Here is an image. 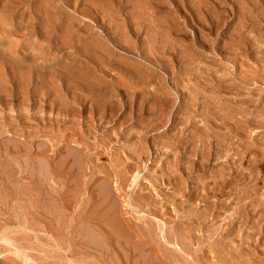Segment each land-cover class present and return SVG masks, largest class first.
<instances>
[{
  "label": "rangeland",
  "instance_id": "374dc122",
  "mask_svg": "<svg viewBox=\"0 0 264 264\" xmlns=\"http://www.w3.org/2000/svg\"><path fill=\"white\" fill-rule=\"evenodd\" d=\"M262 124L264 0H0V264H264Z\"/></svg>",
  "mask_w": 264,
  "mask_h": 264
},
{
  "label": "bare ground",
  "instance_id": "6f19581e",
  "mask_svg": "<svg viewBox=\"0 0 264 264\" xmlns=\"http://www.w3.org/2000/svg\"><path fill=\"white\" fill-rule=\"evenodd\" d=\"M262 126H264V125L262 124ZM261 138H263V137H261ZM262 140H263V139H262ZM262 143H263V142H262ZM263 144H264V143H263ZM262 146H263V145H262ZM260 148H261V147H260ZM259 160H260V164H261V166L264 167V155H262L261 158H260ZM260 164H259V166H260ZM261 166H260V167H261ZM257 167H258V166H257ZM258 173H259V172H258ZM258 173H257V174H258ZM263 174H264V172H263ZM258 175H259V174H258ZM258 175H257V176H258ZM261 177H262V176H261ZM114 219L116 220L115 217H114ZM111 220H112V219H111ZM109 221H110V220H109ZM116 222H118V221H116ZM118 224H120V223H118ZM118 224H117V226H118ZM109 225H110V224H109ZM120 225L123 226L122 224H120ZM111 226H112V224H111ZM121 228H122V227H121ZM122 230H123V229H122ZM122 232H123V231H122ZM123 235L125 236L126 234H123ZM123 235H122V236H123ZM124 236H123V237H124ZM125 237H126V236H125ZM120 239H121V238H120ZM152 261H153V260H152ZM154 262H155V261H154ZM152 263H153V262H152ZM157 263H158V262H157Z\"/></svg>",
  "mask_w": 264,
  "mask_h": 264
}]
</instances>
